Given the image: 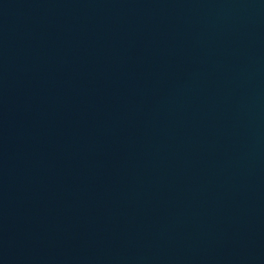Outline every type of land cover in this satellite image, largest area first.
<instances>
[{
  "label": "water",
  "instance_id": "95a60500",
  "mask_svg": "<svg viewBox=\"0 0 264 264\" xmlns=\"http://www.w3.org/2000/svg\"><path fill=\"white\" fill-rule=\"evenodd\" d=\"M0 264H264V0H0Z\"/></svg>",
  "mask_w": 264,
  "mask_h": 264
}]
</instances>
